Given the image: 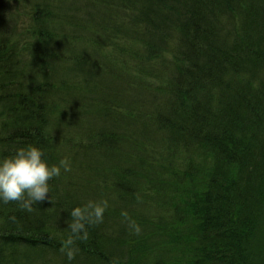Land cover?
<instances>
[{"label": "trees", "instance_id": "obj_1", "mask_svg": "<svg viewBox=\"0 0 264 264\" xmlns=\"http://www.w3.org/2000/svg\"><path fill=\"white\" fill-rule=\"evenodd\" d=\"M9 1L0 159L72 171L31 212L0 202V264H264V0H41L27 29ZM89 200L103 223L69 261Z\"/></svg>", "mask_w": 264, "mask_h": 264}, {"label": "clouds", "instance_id": "obj_2", "mask_svg": "<svg viewBox=\"0 0 264 264\" xmlns=\"http://www.w3.org/2000/svg\"><path fill=\"white\" fill-rule=\"evenodd\" d=\"M43 157L41 149L29 145L18 147L12 155L0 159V202L16 203L20 209L31 212L33 205L49 199V181L60 177L62 169L68 173L72 168L67 157L61 159L58 165L51 166ZM137 200H140L139 195ZM107 207V200L100 202L89 200L83 206L71 210V222H66L69 234L62 240L59 249L69 261L75 259L79 252L75 247L76 241H86L89 238L87 227L103 223ZM121 216L128 221L129 228L138 235L141 231L139 225L129 218L127 212H122ZM11 219L15 220L14 217Z\"/></svg>", "mask_w": 264, "mask_h": 264}, {"label": "rangeland", "instance_id": "obj_3", "mask_svg": "<svg viewBox=\"0 0 264 264\" xmlns=\"http://www.w3.org/2000/svg\"><path fill=\"white\" fill-rule=\"evenodd\" d=\"M41 0H10V10L18 17V22L23 29L30 27L31 5Z\"/></svg>", "mask_w": 264, "mask_h": 264}]
</instances>
